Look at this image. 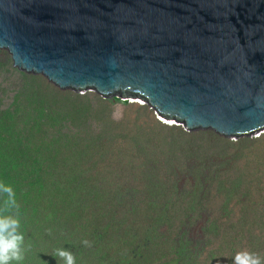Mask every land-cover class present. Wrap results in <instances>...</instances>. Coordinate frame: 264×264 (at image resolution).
<instances>
[{
  "label": "rangeland",
  "instance_id": "374dc122",
  "mask_svg": "<svg viewBox=\"0 0 264 264\" xmlns=\"http://www.w3.org/2000/svg\"><path fill=\"white\" fill-rule=\"evenodd\" d=\"M43 82L0 56V183L16 193L21 264H64L60 248L76 264H233L238 252L264 264V134L193 137L147 107Z\"/></svg>",
  "mask_w": 264,
  "mask_h": 264
},
{
  "label": "water",
  "instance_id": "95a60500",
  "mask_svg": "<svg viewBox=\"0 0 264 264\" xmlns=\"http://www.w3.org/2000/svg\"><path fill=\"white\" fill-rule=\"evenodd\" d=\"M0 56L193 137L264 134V0H0Z\"/></svg>",
  "mask_w": 264,
  "mask_h": 264
},
{
  "label": "clouds",
  "instance_id": "9594fccd",
  "mask_svg": "<svg viewBox=\"0 0 264 264\" xmlns=\"http://www.w3.org/2000/svg\"><path fill=\"white\" fill-rule=\"evenodd\" d=\"M0 195L3 196V214H0V264H21L24 260V234L19 231L20 219L18 214H9L17 210L16 193L6 183H0ZM89 245V241H83ZM55 255L61 257L64 264H76L75 257L70 251L60 248ZM233 264H261L260 258L249 252H238L233 257Z\"/></svg>",
  "mask_w": 264,
  "mask_h": 264
},
{
  "label": "trees",
  "instance_id": "16d2710c",
  "mask_svg": "<svg viewBox=\"0 0 264 264\" xmlns=\"http://www.w3.org/2000/svg\"><path fill=\"white\" fill-rule=\"evenodd\" d=\"M192 241H195V240L189 236V232L187 230L186 231L184 230L183 235H181V238H179V242L181 243L180 246L183 248L184 254H185V255H183V259L181 258L183 262L185 259L190 258L193 255L192 251L194 249V246H193L194 244L192 243ZM199 242L201 243V241H199ZM201 244H203V241Z\"/></svg>",
  "mask_w": 264,
  "mask_h": 264
}]
</instances>
